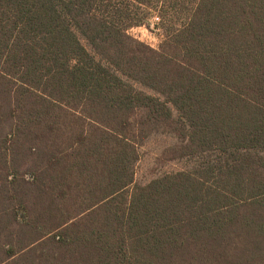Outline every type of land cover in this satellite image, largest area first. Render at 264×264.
<instances>
[{"label":"trees","instance_id":"1","mask_svg":"<svg viewBox=\"0 0 264 264\" xmlns=\"http://www.w3.org/2000/svg\"><path fill=\"white\" fill-rule=\"evenodd\" d=\"M154 17L158 48L129 32ZM2 112L41 154L28 183L52 222L32 243L85 264H264V0H0ZM157 133L188 164L138 183Z\"/></svg>","mask_w":264,"mask_h":264},{"label":"rangeland","instance_id":"2","mask_svg":"<svg viewBox=\"0 0 264 264\" xmlns=\"http://www.w3.org/2000/svg\"><path fill=\"white\" fill-rule=\"evenodd\" d=\"M156 21L157 18L154 17L150 25L135 26L129 32L135 38L158 48L163 34L155 27ZM33 142L34 140L24 139L18 143L17 136L15 139L14 136L4 134L3 112L0 113V264H85L84 260H81L83 263L79 261L82 258H77L76 261L72 257H75L74 253L65 246H60L50 235L32 243L38 238L36 235H39L38 230L42 223L46 221L50 225L52 222L48 216H37L48 207L45 206L43 196L38 195V199H35V190L28 183L29 180L40 177V153L31 150ZM174 142L176 139L173 136L157 133L139 145L140 159L136 166L138 183L146 184L165 172L180 170L188 164L185 159L165 158L166 147ZM25 198H31L28 199V205L32 222L36 219L44 221L39 226L37 221L30 226L23 224L24 218L19 204ZM57 231L56 229L53 233ZM75 254L78 255L79 251ZM68 256L72 259H67Z\"/></svg>","mask_w":264,"mask_h":264}]
</instances>
